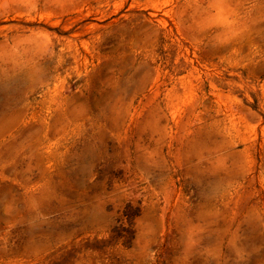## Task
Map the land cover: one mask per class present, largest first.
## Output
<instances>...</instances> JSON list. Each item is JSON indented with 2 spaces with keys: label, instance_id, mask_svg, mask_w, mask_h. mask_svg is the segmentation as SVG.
Masks as SVG:
<instances>
[{
  "label": "rangeland",
  "instance_id": "rangeland-1",
  "mask_svg": "<svg viewBox=\"0 0 264 264\" xmlns=\"http://www.w3.org/2000/svg\"><path fill=\"white\" fill-rule=\"evenodd\" d=\"M0 264H264V0H0Z\"/></svg>",
  "mask_w": 264,
  "mask_h": 264
}]
</instances>
